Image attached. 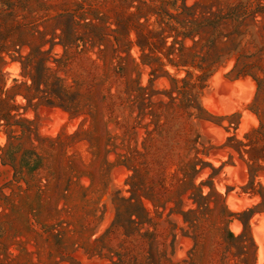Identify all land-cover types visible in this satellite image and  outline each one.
Instances as JSON below:
<instances>
[{"label":"rangeland","instance_id":"obj_1","mask_svg":"<svg viewBox=\"0 0 264 264\" xmlns=\"http://www.w3.org/2000/svg\"><path fill=\"white\" fill-rule=\"evenodd\" d=\"M0 264H264V0H0Z\"/></svg>","mask_w":264,"mask_h":264}]
</instances>
